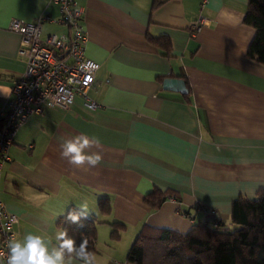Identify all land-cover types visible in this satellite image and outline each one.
<instances>
[{
  "label": "crops",
  "instance_id": "0c3cea01",
  "mask_svg": "<svg viewBox=\"0 0 264 264\" xmlns=\"http://www.w3.org/2000/svg\"><path fill=\"white\" fill-rule=\"evenodd\" d=\"M84 55L99 64L87 92L68 110L46 108L17 130L0 178V200L17 217L15 240L55 241L57 220L87 203L95 221V264H129L142 226L187 233L193 224L229 221L231 203L264 189V66L246 57L255 30L247 0H78ZM59 16L47 0H0V111L26 67L12 20ZM199 24V29L194 26ZM44 22L41 38L64 35ZM167 37L168 54L149 41ZM181 79L187 93L165 90ZM77 134L99 140L95 168L60 156ZM153 189L169 192L155 209ZM124 226L110 237L112 223ZM79 264V262H77Z\"/></svg>",
  "mask_w": 264,
  "mask_h": 264
},
{
  "label": "trees",
  "instance_id": "16d2710c",
  "mask_svg": "<svg viewBox=\"0 0 264 264\" xmlns=\"http://www.w3.org/2000/svg\"><path fill=\"white\" fill-rule=\"evenodd\" d=\"M165 1L152 0V7ZM243 21L255 30L246 57L264 66V0H247ZM148 39L168 54L167 37ZM168 194L153 189L145 195L144 202L155 210ZM67 211L57 220L61 230H67L77 244L87 240L88 249L94 254V219L89 217L81 227L65 220ZM110 226V237L117 239L124 226L116 222ZM126 261L129 264H264V189H259L253 199L244 196L234 199L228 222L215 219L211 224H193L185 234L142 226L127 251Z\"/></svg>",
  "mask_w": 264,
  "mask_h": 264
},
{
  "label": "built area",
  "instance_id": "2783aa9c",
  "mask_svg": "<svg viewBox=\"0 0 264 264\" xmlns=\"http://www.w3.org/2000/svg\"><path fill=\"white\" fill-rule=\"evenodd\" d=\"M47 1L58 7L57 19L41 15L32 22L14 19L9 24V30L20 36L19 54L26 67L12 83L9 99L0 111V178L16 132L31 115L41 114L46 108L68 110L75 96L84 98L88 108L96 107L87 92L95 83L99 64L84 55L83 10L78 0ZM44 22L58 23L68 33L42 39ZM200 23L194 26L195 30ZM16 223L17 217L0 200V264L7 262L8 244L15 240Z\"/></svg>",
  "mask_w": 264,
  "mask_h": 264
},
{
  "label": "clouds",
  "instance_id": "9594fccd",
  "mask_svg": "<svg viewBox=\"0 0 264 264\" xmlns=\"http://www.w3.org/2000/svg\"><path fill=\"white\" fill-rule=\"evenodd\" d=\"M98 145V139L77 134L60 144V156L75 167L95 168L101 163L102 156L90 150ZM90 214L87 203H84L77 209L67 211L65 220L83 227L82 222ZM55 241L53 244L45 237L32 233L11 240L8 244L7 264H95V256L89 251L87 240L77 244L67 230H61L55 234Z\"/></svg>",
  "mask_w": 264,
  "mask_h": 264
},
{
  "label": "water",
  "instance_id": "95a60500",
  "mask_svg": "<svg viewBox=\"0 0 264 264\" xmlns=\"http://www.w3.org/2000/svg\"><path fill=\"white\" fill-rule=\"evenodd\" d=\"M163 88L165 90H172L176 92H180L182 94L187 93L184 82L181 79L177 78H169L163 81Z\"/></svg>",
  "mask_w": 264,
  "mask_h": 264
}]
</instances>
